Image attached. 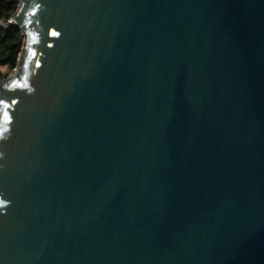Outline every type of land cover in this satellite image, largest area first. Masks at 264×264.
Masks as SVG:
<instances>
[{"label": "water", "instance_id": "1", "mask_svg": "<svg viewBox=\"0 0 264 264\" xmlns=\"http://www.w3.org/2000/svg\"><path fill=\"white\" fill-rule=\"evenodd\" d=\"M14 26L0 264H264V0H18Z\"/></svg>", "mask_w": 264, "mask_h": 264}, {"label": "trees", "instance_id": "2", "mask_svg": "<svg viewBox=\"0 0 264 264\" xmlns=\"http://www.w3.org/2000/svg\"><path fill=\"white\" fill-rule=\"evenodd\" d=\"M18 10V0H0V17H14ZM24 45V35L18 26L0 28V75L7 79L10 75L2 69L14 70L17 67Z\"/></svg>", "mask_w": 264, "mask_h": 264}, {"label": "built area", "instance_id": "3", "mask_svg": "<svg viewBox=\"0 0 264 264\" xmlns=\"http://www.w3.org/2000/svg\"><path fill=\"white\" fill-rule=\"evenodd\" d=\"M11 25H14V17L5 19L0 17V28L4 29ZM6 79L3 77V75H0V85L5 81Z\"/></svg>", "mask_w": 264, "mask_h": 264}, {"label": "rangeland", "instance_id": "4", "mask_svg": "<svg viewBox=\"0 0 264 264\" xmlns=\"http://www.w3.org/2000/svg\"><path fill=\"white\" fill-rule=\"evenodd\" d=\"M6 74L8 73L9 75H11L13 73L14 70H11L9 68H3L2 69Z\"/></svg>", "mask_w": 264, "mask_h": 264}, {"label": "snow or ice", "instance_id": "5", "mask_svg": "<svg viewBox=\"0 0 264 264\" xmlns=\"http://www.w3.org/2000/svg\"><path fill=\"white\" fill-rule=\"evenodd\" d=\"M53 35H56V33H53ZM5 115H7V114L5 113Z\"/></svg>", "mask_w": 264, "mask_h": 264}]
</instances>
